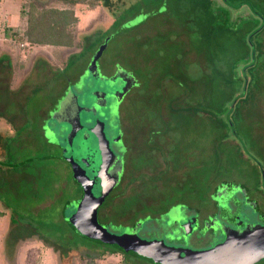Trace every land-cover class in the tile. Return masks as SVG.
Returning a JSON list of instances; mask_svg holds the SVG:
<instances>
[{
    "label": "rangeland",
    "instance_id": "1",
    "mask_svg": "<svg viewBox=\"0 0 264 264\" xmlns=\"http://www.w3.org/2000/svg\"><path fill=\"white\" fill-rule=\"evenodd\" d=\"M136 1L109 0L116 14L122 15L118 17L110 12V7L104 0H0V38H14L2 41L5 43L0 45L2 49L29 53V46L22 47L21 42L26 39L24 32L27 29V14L32 7L39 17L45 14L51 20L59 19V14L43 12L76 9L78 22L72 28L75 45L62 53L66 54L63 59H66L68 53L80 52V44L85 43L86 47L98 39L99 35L102 36V32H108L109 35L106 34L104 38H110L99 59L101 75L95 78L90 74L89 78L85 75L99 48L96 47L97 50L84 55L75 54L72 61H69V66L60 67L52 63L53 76L43 74L47 79L39 76L40 84L37 82V86L31 88L32 93L24 98L14 95L6 98L8 102H21L28 106L31 117L22 126L21 133H31L32 136L29 137L31 142H15L16 146L12 144L13 152L5 151L0 157V161L14 163L9 166L15 167L10 171L6 168L7 165L0 163V224L3 223L0 226V239L6 245L4 253L0 254V264H89L81 249L72 250L69 259H62L56 251V248L63 249L60 243L53 242V246L49 247L43 242L45 235L41 236L43 239H38L39 236L35 235L37 228L41 229L40 226H43L44 230L48 227L53 234L63 229L64 236L77 238L65 222L62 212L64 206L70 203L65 212L66 219H69L76 210L82 192L73 180L68 161L61 157L73 155L88 175L93 180H98L94 172V163L98 157L95 150L97 138L85 137L81 148L76 150L78 145L71 148V138L65 137L66 127L59 121L49 123V127L57 133L56 141L48 140L47 125L38 126L43 118L42 111H46L48 116L44 120L47 124L49 115L58 110L64 97L69 95L66 86L57 87L56 84L68 78L72 85L69 90L74 92L78 88L87 103L100 82L114 80V74L118 78L129 73L132 88L113 107L111 115L115 128L108 126L107 134L109 138L120 136L123 151H120L123 153L120 158L123 157V160L127 152L125 143L130 136L135 138L137 145L143 146L140 154L135 153L139 156L134 154L136 157L131 158L130 152L127 155L134 167H150L131 170L135 172L134 187L137 188L136 184L142 183L147 194L156 196L160 204L142 205L138 199L142 190L141 193H136L137 190L132 189L136 194L126 198L131 193V188L127 189L123 184L113 192L115 199L111 204L100 210L99 218L105 226L113 225V220L125 225L136 221V231L143 239L156 238L164 240L170 247L184 246L191 251H202L222 241L219 229H241L246 224L264 225V215L259 219L263 210L253 212L249 204L243 201L242 187L243 184L248 186L250 195L264 200L262 174L251 163L255 161L264 166V88L257 98L252 96L254 88L258 92L257 87L264 86V0H226L228 4L222 0H178L177 3L174 0H142V6H135ZM115 20L119 21L114 25ZM20 27L23 29L17 30ZM79 35H87V38L84 41ZM249 37L254 47V58L247 41ZM250 63H254V67L245 71L247 78L243 82L242 69ZM205 67L208 68L207 72ZM212 70L210 74L208 71ZM85 77L89 82L83 87ZM246 83L247 87L244 86ZM239 90V96L229 100L231 93ZM236 99L237 102L232 107ZM69 100L74 102L73 93ZM83 104L87 107V104ZM242 105L252 112L246 114L248 119L254 121L252 126L239 125V109ZM71 107L74 106L71 104ZM62 110L59 109L57 113ZM79 110V115L85 117L87 113ZM92 110L99 113L101 120L105 119L102 117L107 115L105 108L101 106L100 109H95L93 106ZM217 117L221 121L218 124L214 122ZM126 123L131 127L129 132L124 129L123 124ZM154 123L157 125H153ZM156 133L160 135H155ZM0 135L1 139L11 138L8 134ZM20 137L25 138L24 135ZM158 138L165 147L164 155L172 156L171 159L166 158V161L174 164V170L179 167L180 152L184 150L181 159L184 158L186 171L182 170L180 176H184V179L191 176V179L185 181V185L190 183L191 186H199L202 182L207 188L205 192L217 184L223 189L230 187V193L226 192L224 197L218 195L219 203L223 205L221 208L225 211L223 215L218 212L215 217H211L210 224L205 222L206 226L199 228L203 219L208 218L201 216L196 224L194 209L206 207L211 202L205 200L201 201L205 206H194L183 200L180 205L172 204L171 211L174 212L170 219L164 214L159 216L169 209V204L173 201H169L168 197L174 192L167 184V173L163 171L160 175L157 174L164 165L163 159L159 157V166L153 170L156 159L149 158L152 156L149 155L150 151L159 146ZM247 138H254L252 141H257L260 146L259 152H252L253 160L241 156L245 153L243 148L251 150ZM169 140L171 141L168 142ZM226 140H237L239 149L234 152V148ZM175 146L176 149L173 150ZM141 171L146 172V175L140 176ZM128 176L131 174H127L125 183ZM178 190H175V194ZM202 191L204 190L201 189L200 193ZM205 192H202L203 195ZM163 197L165 200L159 199ZM218 200L212 198V201ZM45 208V211L40 212ZM241 220L244 223L239 226ZM177 221L178 227L174 225ZM124 230L128 229L123 224L114 229L116 232ZM21 239L23 243L27 240L34 242L29 247L15 246ZM127 261L121 253H107L96 258L93 263L126 264ZM132 263L149 264L142 259L129 258L128 264ZM257 264H264V259Z\"/></svg>",
    "mask_w": 264,
    "mask_h": 264
},
{
    "label": "water",
    "instance_id": "2",
    "mask_svg": "<svg viewBox=\"0 0 264 264\" xmlns=\"http://www.w3.org/2000/svg\"><path fill=\"white\" fill-rule=\"evenodd\" d=\"M109 37L102 43L92 60L90 61L85 75L89 78L101 75L98 67L99 59L103 55L108 46ZM129 75V73L127 72ZM128 75L114 74V80L104 82L92 91L87 103L83 100V93L76 88L74 92L68 90L69 95L65 96L59 109H63L59 114L58 110L49 115V121L45 126L46 133L49 135L48 140L56 141V132L50 128L49 123L59 121L66 127V138H71V148L80 149L82 141L87 136H93L98 139L95 146L97 151V160L95 166L96 179L93 180L87 173L86 169L81 166L72 156L62 157L67 160L72 167L73 178L82 188V195L76 204V210L72 213L68 221L82 235L97 240L99 242L115 245L125 253H133L148 259L157 264H257L264 259V225L246 224L241 229L227 228L226 230H218L221 232L222 241L214 244L208 250L191 251L188 247H170L160 239H143L141 238L136 227L124 230V232L112 231L110 227L105 226L99 219V208L106 200L109 193L113 190L120 180L122 169L117 170L116 165L122 162L120 153L116 147V143L120 138L116 136L109 138L107 127H113L114 120L111 115L113 107L122 100L125 93L130 87ZM83 87L89 82L85 77L83 79ZM245 81V79H244ZM72 85H69V89ZM245 88V87H244ZM245 92V91H244ZM73 93V101L70 102V94ZM243 94V93H242ZM244 95V94H243ZM88 97V96H87ZM91 99V100H90ZM238 99V98H237ZM232 103L234 107L235 102ZM61 101V100H60ZM59 101V103H60ZM89 102V104H88ZM58 103V104H59ZM87 104V107L84 104ZM71 104L74 107H71ZM76 106V108H75ZM95 109L105 108L107 117L102 115L101 120L99 113ZM87 113L85 117L79 115L78 110ZM79 110V111H80ZM98 120V121H97ZM60 129V127H59ZM51 135H50V134ZM69 134V135H68ZM60 142H58L59 144ZM82 143V144H81ZM120 158V159H119ZM98 162V163H97ZM116 169V170H115ZM263 180L264 174L261 171ZM97 186V187H96ZM241 225V223H240ZM237 227H239L237 225ZM217 231V232H218Z\"/></svg>",
    "mask_w": 264,
    "mask_h": 264
},
{
    "label": "crops",
    "instance_id": "3",
    "mask_svg": "<svg viewBox=\"0 0 264 264\" xmlns=\"http://www.w3.org/2000/svg\"><path fill=\"white\" fill-rule=\"evenodd\" d=\"M74 11H75L76 15L78 16L76 9ZM27 27H28V21H27ZM22 29L23 28L20 27L17 30H22ZM0 40H1L0 41V45H3L5 43H3L2 41H4V40H14V38L6 37V38H0ZM21 46L22 47L29 46L28 47L29 53L24 52L25 54H22L23 50H21V51L19 50L20 52L15 51V50L9 51V50H6V49H2V47H0V134L11 135L10 136L11 138H9V139L12 140L13 145H14L15 142L16 143L24 142L26 144L28 142H31V139H29V137L32 136L31 133H29V134H27V133L26 134H22L21 133L22 126H24L26 121L29 120V117H31V114L29 113V111H28L29 108H28V106L26 104L21 103V102H8L6 100L8 95H14V96H18V97L24 98V96L32 93L31 92V88L32 87L37 86V82H38L39 76H42L43 79H47L46 77L43 76V74L45 76H50V77L53 76L54 73L52 72V66H53L54 63L57 64V66H60V67L69 66V61L70 62L72 61L73 56L75 54H79V52L75 53V54L74 53L73 54L72 53H68L67 56H66V59H63V57L66 54H62V53H64L66 49L68 50V49L73 48V46L70 47V46H65V45H57V44H54L52 42L34 43V44H32L27 39H24V41L21 42ZM18 47L21 48L20 46H18ZM262 48H264V47H262ZM253 65H254V63H252V65L250 64V66L248 68L242 69L243 70L242 71V73H243L242 79L243 80L245 78H247L246 75H245V71H247V69H250V67L253 68L254 67ZM205 70H206L205 72H207L208 68L205 67ZM208 72H210V74H212L213 70L212 71H208ZM211 77H212V75L208 78L209 81H211L210 80ZM243 82H246V81H243ZM70 83H71L70 79L68 78V79H65L62 82H57L56 84H57V87L60 86V85L62 87L66 86L67 87V91H68ZM39 84L40 83L38 82V85ZM244 86L247 87V83ZM262 88H264V86L257 87L258 92L255 91V88H254V90H252V96H256V98H257L259 96V94L262 93ZM232 94H238L237 96H239L240 90L236 91V92H232L231 95ZM255 100H257V99H255ZM244 108H245V106L242 105V107L239 109V112H240L239 113L240 114L239 115V125L242 126V127H246L245 125H248V126L251 125L252 126L254 124V121H252V119H248V117H246V114L249 115L252 112H249L248 108H247V110L244 109ZM121 112H122V109H121ZM45 113H46V111H42V113H41V116L43 118L38 122L39 123V125H38L39 127H42V126L45 125L44 120H46V118L48 117V116H46ZM242 113H243V115L241 116ZM219 120H220V118L217 117L214 120V122L216 124H218L219 122H221ZM164 121H167V120H164ZM205 121H206V118H204L203 122H205ZM123 125H124L125 131L129 132L128 129H131L129 123H126V124H123ZM153 125H157V124L154 123ZM39 130L44 131L41 128H39ZM159 133L161 134V132H159ZM160 134L156 133L155 135L159 136ZM22 135L25 136L24 139H22L20 137ZM132 137L130 136L128 141L126 140V144H127L128 148H129V152H130L129 155H130L131 158L139 156V155H136L135 153L139 152V154H140L142 152V150H143L142 149L143 146L137 145L135 143L136 142L135 138H132ZM239 137H241V136H239ZM33 139L34 140L32 142L35 141V138H33ZM225 139H227V138H225ZM253 139L254 138H247V141L250 142V144H251V150L248 151L245 148H243V151H245V153L241 154V156H244L246 159L251 158V160H253L252 159V156H253L252 152H254V151L259 152V147L260 146H259V144L257 145V141H252ZM238 140H240V138ZM170 141L171 140H169L168 142H170ZM226 141L230 144L231 147L234 148L233 149L234 152H235V149L236 150L239 149L238 147H240V146H239V142L237 140L236 141L235 140L234 141L233 140H226ZM157 142H158L159 146H158V148H156L157 150L154 149V150L150 151L149 155L152 154V156H150L149 158L154 157L156 159V160H154L153 170L156 169L159 166V163H157V161L159 160V157H161L163 159V161H164V162L162 161V163L164 164L163 167L158 170L157 174L159 173V175H160V173L165 171L167 173V175H168L169 180H167L168 181L167 184L170 186L169 189L173 190V192H174L171 196L168 197L169 201L170 200L173 201V202H170L169 206H173L172 204L180 205L181 204L180 202L183 201V200H185V201L187 200V202H189L191 205H194V206H197L198 204H201L202 206H205V204H202L201 201H205V200L206 201H210V199L214 197V196L212 197L211 195L213 193V190L216 187H218L220 193H222L223 191L225 192V191L228 190L229 186H226L225 183H221V185L226 186V187H224V189H223L222 186L217 184L216 186H213V188H210V190L208 191L209 193L205 192V191H207L206 190L207 188H206L205 185H203L202 182H200L199 186H191L190 183H189L188 186L185 185V181H188L189 179H191V176L188 175L189 178H186V179H184V176H180L182 170L186 171V167H185V164H184V158L181 159V155H183L184 150H182L180 152V164H179V167H177V168L175 167L176 169L174 170L173 169L174 168V164L172 162H167L166 161V158H170L171 159L172 156L170 154H166V155H168L166 157V155H164L165 152H166V150H164L165 147L160 143L159 138L157 139ZM177 142L178 141H176V143ZM14 146H16V145H14ZM175 149H176V146H175V148L173 150H175ZM211 154L212 153L210 152V155ZM197 155L199 156V154H197ZM251 163L254 166V168L259 171L260 174H261V171L264 174V166H262L260 164H257L255 161H251ZM176 165H178V164H176ZM134 166L135 165H134V163H132V160L130 162V159H128V162H127L128 172H127V174L128 173L131 174V176H128V179H130V178L134 179L133 175L135 174V172L131 171L134 168L137 169V171L138 170H143L145 168L146 169L147 168L150 169V167H146V166L144 168H142V169L140 168L141 166H136V167H134ZM6 168H8V169H10V171H12V169H14L15 167L6 166ZM167 168H169V169H167ZM141 172L142 173L140 174V176L141 175H146V174H144L146 172H144V171H141ZM127 174L125 175V178H126ZM150 176H151V174H150ZM201 177L202 176H200V181L202 179ZM8 181H11V179H8ZM242 187H243L244 191H248V189H249V187L248 186L245 187L244 184L242 185ZM178 189H181L182 191L178 190ZM201 189L204 190V191H202V192H205L204 195H203L202 192L200 193ZM175 190H178L179 192L177 194H175ZM199 193H200V195H199ZM221 196L224 197V193L221 194L220 197ZM155 197L156 196H154V197L153 196H149L147 198L148 205H154V204L158 205V204H160V202H159L160 200H158ZM159 199L165 200L164 197L163 198H159ZM1 212L2 211H0V213ZM1 225H3V223L0 224V226ZM2 233H3V231H2ZM29 239H31V238H29ZM33 242L34 241L27 240V242L23 243V240L21 239V241L17 242V244L15 246L19 245V248L20 247L23 248L25 246L29 247V246L32 245ZM4 247H6V245H4L2 239H0V254L4 253V251H5ZM1 263H2V261H1Z\"/></svg>",
    "mask_w": 264,
    "mask_h": 264
},
{
    "label": "trees",
    "instance_id": "4",
    "mask_svg": "<svg viewBox=\"0 0 264 264\" xmlns=\"http://www.w3.org/2000/svg\"><path fill=\"white\" fill-rule=\"evenodd\" d=\"M104 1H105V4L108 5V7H110V12L112 14H116V10H115L114 6L109 3V0H104ZM174 1L176 3L178 2V0H174ZM222 1H224L226 4H228L226 2V0H222ZM137 5L142 6L143 1L137 0L135 3V6H137ZM228 6H230V5H228ZM36 12L37 11L34 9V7H32V9L27 14L28 15V18H27L28 27L25 30L24 35L28 41H30L32 44L52 42V43L57 44V45H65V46H70V47L75 45L74 32L72 31V28H73V25L78 22V16L76 15V13L73 9L52 10V11L43 12L46 14L49 13L50 15H51V13L59 14V19H55V20H53V19L51 20L50 18H47L46 15L43 13H41V14H43L44 16L39 17L38 16L39 14ZM120 15L121 14H116V16H118V17L122 16V15L121 16ZM44 18H46V19H44ZM119 20H115L114 25ZM101 34H103V35L102 36L99 35L98 39L94 40V42H91L86 47H85V43L80 44V47L82 46V50L79 52V54L84 55L85 53L97 50V48L99 47V44L104 43V41L106 39L104 37L106 34H108V32H105V33L102 32ZM79 37H80V39L82 37V40L85 41V39L87 38V35H81V36L79 35ZM247 41L251 45V54H252L251 56L254 57V51H253L254 47L251 44V37H249ZM250 64H248L245 68H248L250 66ZM237 95L238 94H232V96L230 97L229 100H232L233 98L237 97ZM1 137L2 136L0 135V156H2L3 152H5V151L13 152V147H12L13 142L8 141V140H10L8 138L7 139H1ZM10 142H11V144H10ZM11 156H10V158H11ZM0 163L1 164L4 163L7 166H9V164H12L11 162H8V161L7 162L1 161ZM19 164H21V163H19ZM11 167H13V166H11ZM73 180H74V178H73ZM74 182L76 184H78V186L80 187L81 192H82V188H81L80 184L75 180H74ZM80 198H79V200H80ZM69 205H70V203H67L66 206H64L62 214H63V218H64L65 222L75 232V234L77 235V238L73 239V238H71V236H68V235L64 236L65 232L63 229L61 231H58L57 233L53 234L50 232L48 227H45V229L47 231L44 230L43 226H40V227H42L41 229L37 228V231L35 234L36 236L37 235L39 236V237L37 236L38 239H41L42 238L41 236L45 235L46 236L45 238H48V240L45 238L44 239L42 238V239H43L44 244L49 246V247L53 246V242L60 243L62 245L63 249H61V248L57 249L56 248V251L59 253V256L62 259L64 257L68 258V256H70V252L72 250L81 249L82 255L88 260L89 264H94L93 262L96 260V258H101L107 253H112V254L113 253H121L123 255V257H125L126 261L128 260L126 262V264L129 263V258L142 259V260L148 262L149 264H157V263H154L148 259L142 258V257L138 256L137 254L125 253L123 250H121L119 247H117L115 245L105 244V243L99 242L97 240H94V239H91V238H88V237L82 235L79 231H77L74 228V226L68 221V219H66L67 217L65 216V212H66V210H68L67 207ZM46 209L47 208L41 209L40 212L45 211ZM123 215H125V211H123ZM111 223L113 224V225H110L111 229L114 230L116 227L120 228V225L119 226L114 225L116 223L115 220L111 221ZM135 224L136 223L133 221L132 225H135ZM33 226H34V224H33ZM134 227H136V226H134ZM126 229L129 230L131 228L127 227ZM84 242H87V243H84Z\"/></svg>",
    "mask_w": 264,
    "mask_h": 264
},
{
    "label": "flooded vegetation",
    "instance_id": "5",
    "mask_svg": "<svg viewBox=\"0 0 264 264\" xmlns=\"http://www.w3.org/2000/svg\"><path fill=\"white\" fill-rule=\"evenodd\" d=\"M101 45V44H100ZM99 45V46H100ZM115 136H113V138H114ZM125 143V142H124ZM125 145H126V149L125 150H127V152H126V156H125V158H124V160H123V157H122V162H119V163H117V165H116V169L117 170H120V169H122V174L120 175V180H119V182L116 184V186L113 188V190L109 193V195L107 196V198H106V200L104 201V203L102 204V206L99 208V214H100V210L102 209H104L105 207H107L108 205H110L111 204V202L115 199V194H113V192L118 188V187H120L121 185H123V184H125L126 185V188L127 189H130L131 188V193L126 197V198H130L131 197V195L133 194H136V193H141V190H142V193H141V196L138 198L141 202V204L142 205H144V206H148V200H147V198L149 197V195L147 194V192L144 190V186L142 185V183L141 184H136L138 187L137 188H135L134 187V185H135V183L133 182V179L132 178H130V179H128V181L125 183L124 182V179H125V175L127 174V172H128V169H127V162H128V158H127V155H128V153H129V148H128V146H127V144L125 143ZM116 147H117V149H118V151H119V153H120V155H123V151H122V148H121V146H120V141L118 140L117 141V143H116ZM120 151H122V152H120ZM76 160V159H75ZM78 162V161H77ZM98 163V162H97ZM68 164H69V162H68ZM95 164V166L97 167L98 166V164L96 165V162L94 163ZM70 165V164H69ZM82 166V165H81ZM70 167H71V165H70ZM83 167V166H82ZM84 168V167H83ZM95 168V167H94ZM96 169V168H95ZM115 169V170H116ZM71 170H72V167H71ZM73 173V172H72ZM99 181V180H98ZM119 189V188H118ZM132 189H136L137 191H136V193L132 190ZM229 189H230V187L228 188V190L227 191H223L222 193H220V191H219V189H218V187H216L214 190H213V193H212V197L214 196V198H216L217 200H218V195H221V194H223L224 193V195L226 194V192H228V193H230V191H229ZM144 191V192H143ZM230 196V195H229ZM111 197L113 198L112 200H111ZM253 197H254V199H253ZM125 199V198H124ZM243 201L244 202H246V204L248 205L249 204V206L254 210L253 212H256V213H259L260 212V210L262 209L263 210V212L261 213V214H259V219H260V216H263L264 215V200L262 201V200H260V198L258 197V198H255V196H253V195H250L249 194V191H244V198H243ZM209 202H211L210 203V205H206V207H202V208H195L194 209V211H195V215H196V217H197V220H196V224L198 223V220L200 219V218H202L201 216H204L205 218H208L207 220L206 219H203L204 221H202V225H199V228H201V227H204V226H206L205 225V222L206 223H209L210 224V221H211V217H215L216 216V214L218 213V212H220V214L221 215H223V212H225L221 207L223 206V205H221V202L219 203V200L218 201H212V198L210 199V201ZM109 203V204H108ZM108 204V205H107ZM243 205H245L244 203H243ZM263 207V208H262ZM169 209H167V210H165L163 213H160L159 214V216L160 217H162L163 216V214L166 216V218L167 219H170L171 218V215L173 214L172 212H174V211H171L172 210V207L171 206H169L168 207ZM102 213V212H101ZM172 213V214H171ZM100 219V218H99ZM261 219H262V217H261ZM116 221V220H115ZM109 222H110V219H109ZM134 222H136V221H134ZM179 221H177L176 223H174V225L176 226V227H178V225H177V223H178ZM240 223H241V225L244 223V220H243V222H242V220L241 221H239V226H241L240 225ZM116 224H120V227L122 226V224H123V226L125 227V228H134V226H136V224L135 225H125L124 223H122V222H116ZM254 225V224H253ZM262 225V224H261ZM112 231H114L113 229H112ZM208 231L209 232H211L212 233V230L210 229H208Z\"/></svg>",
    "mask_w": 264,
    "mask_h": 264
}]
</instances>
